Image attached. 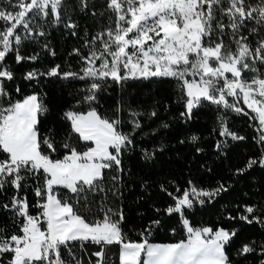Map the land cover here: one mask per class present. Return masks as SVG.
I'll return each instance as SVG.
<instances>
[{"label":"snow or ice","instance_id":"6c2138e0","mask_svg":"<svg viewBox=\"0 0 264 264\" xmlns=\"http://www.w3.org/2000/svg\"><path fill=\"white\" fill-rule=\"evenodd\" d=\"M0 264H264V0H0Z\"/></svg>","mask_w":264,"mask_h":264},{"label":"trees","instance_id":"16d2710c","mask_svg":"<svg viewBox=\"0 0 264 264\" xmlns=\"http://www.w3.org/2000/svg\"><path fill=\"white\" fill-rule=\"evenodd\" d=\"M51 87H52L53 91H55V85H52ZM143 90L145 92L149 91L147 84H145V86H143ZM164 95H168V93H164ZM108 103H112V100L107 99L106 105ZM207 119H208V116L206 114H201V119H200V121H198L197 127H203V125L205 124ZM235 126L240 128V129H243L249 136L251 135V130L247 127L244 120H237ZM248 151H249V149L241 146V148H239L237 150V152L233 154V163H239L242 159L241 154L247 153ZM205 179H206V183L210 182V177H207ZM246 191H248L247 187L244 184H240L237 186V191L234 194H232L231 196H229L228 199H237L240 196H242L243 193ZM156 199L163 202L167 198L163 197V196H156ZM217 207H219V205H217ZM143 209L145 211H148V205H144ZM215 211H216L215 209L205 208V209H202L198 212V216H203V218L208 219L215 213ZM130 219H132V217H130ZM129 227H132V225L129 224ZM160 239L163 240V239H166V237H161Z\"/></svg>","mask_w":264,"mask_h":264}]
</instances>
